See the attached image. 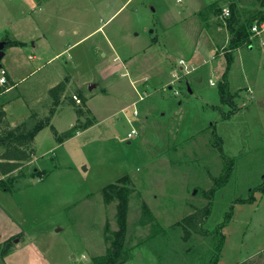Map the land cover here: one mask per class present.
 Here are the masks:
<instances>
[{"label": "rangeland", "instance_id": "1", "mask_svg": "<svg viewBox=\"0 0 264 264\" xmlns=\"http://www.w3.org/2000/svg\"><path fill=\"white\" fill-rule=\"evenodd\" d=\"M224 2L231 15L235 4L239 25L260 8L258 0H0V41L26 42L8 46L1 62L11 76L0 97L11 100L9 120L32 129L53 117L50 89L65 85L56 131H40L32 159L0 176V244L13 249L6 256L0 249V264H94L108 252L106 230L119 229V200L106 202L103 189L125 176L120 264H205L213 236L185 237L184 219L208 205L207 192L225 172L214 131L235 165L205 228L233 205L226 255L256 250L264 190L252 202L235 201L264 179V87L252 91L254 67L245 78L238 72L237 111L223 119L231 109L218 91L228 66ZM181 58L195 69L176 80ZM249 262L264 264V253Z\"/></svg>", "mask_w": 264, "mask_h": 264}, {"label": "trees", "instance_id": "2", "mask_svg": "<svg viewBox=\"0 0 264 264\" xmlns=\"http://www.w3.org/2000/svg\"><path fill=\"white\" fill-rule=\"evenodd\" d=\"M259 1V10L255 14L249 17V19L242 23L241 25L235 27L234 23L236 21L235 14V4L231 5L232 15L227 17L228 28L230 31V43L228 47V66L222 76V80L219 82V95L220 101L224 105H228L231 109L227 113H223V119H228L229 116L235 114L237 107L235 104V95L231 92V82L229 79V73L234 62V54L238 48L243 46H248L252 42V27L254 24L264 23V0ZM217 3H214V5ZM212 6V5H211ZM4 45V50L8 46L20 45L19 41H11L9 39H3L0 41ZM65 90L64 83H60L50 89L53 97V109L51 111L52 115L56 112V108L61 103L62 93ZM5 91L1 89L0 97ZM9 99L0 101V148L3 149V153L0 157V176H5L22 166L24 162L32 159L34 155V139L36 135L44 128L50 127L53 131L54 126L51 124L52 117L46 118V120L41 121L32 129H27L25 125L21 127H12L7 119L6 111L4 110V104ZM74 133H67V136H71ZM214 138L218 141V147L220 152L226 161V169L221 177L215 180L211 189L207 192L210 202L208 205L201 210L199 213H194L189 215L184 219V223L187 225L185 227V237H189L193 232L199 234H209L213 236L211 252L203 257L204 263L206 264H218L221 256L222 250L226 240V234L224 228L229 224L233 217V205L230 211L224 214V219L218 223L211 231L205 228L206 220L210 217L212 212V201L214 199L215 193L222 187H224L230 180L231 175L234 170L235 159L224 153L223 143L221 137L213 132ZM128 179V176L123 177L117 183L108 185L103 189L104 199L106 202H111L113 200H119L117 205V222L119 224V229L117 231H112L109 228L106 230V241L109 243L108 252L105 255L95 257L94 264H120V257L123 251H125V232L127 227V213L129 209V186L127 183L123 182ZM2 180V179H0ZM6 190L8 187L4 186ZM264 190V179L263 182L250 191V196L248 198L237 199L236 203H248L254 201V192ZM144 213L147 215H152L151 210L144 205ZM5 242L0 244V249L2 256L8 255L13 249ZM201 261L200 263H202ZM240 264H250L249 261Z\"/></svg>", "mask_w": 264, "mask_h": 264}, {"label": "crops", "instance_id": "3", "mask_svg": "<svg viewBox=\"0 0 264 264\" xmlns=\"http://www.w3.org/2000/svg\"><path fill=\"white\" fill-rule=\"evenodd\" d=\"M237 2V1H236ZM254 2L256 3V0H254ZM229 4L227 2H224L221 4V7H227ZM223 7V8H224ZM240 8V5L238 4L236 9H239ZM200 10V9H199ZM235 12V11H234ZM226 18V17H224ZM241 19L240 17H237L234 25L235 27L239 26V24L241 23ZM225 24V23H224ZM264 24V23H263ZM223 29V28H222ZM225 29L227 31V34H225L226 36V43L225 45L229 44L230 43V31H229V28L227 25H225ZM11 41H19V40H15V39H9ZM261 40H264V32L262 33L261 37H255L252 42L248 45V46H243L241 48H238L234 54V65H233V68L231 67V70H230V82H231V88L233 87V77L237 75V73L239 72V76L240 78L244 77V72H250L249 71V68H252L254 67L253 69V73L251 75V87H252V91L255 92V90L257 89V87H261L263 86L264 87V66L262 65V60H264V46L261 45ZM21 44L20 45H15L16 47H20V48H24L25 45H26V42L25 41H19ZM30 42H31V47L33 49L36 48V40L34 38H30ZM14 46V45H13ZM12 46V47H13ZM5 55H6V49H5ZM4 55V57H5ZM238 58H241L240 61H242V58H244V63L245 64V68L242 69H238L239 68V65H238V62H240L238 60ZM3 60V59H2ZM261 61L260 62V65H258V61ZM254 61V62H253ZM248 65L249 68H248ZM257 65V66H256ZM252 66V67H251ZM247 67V68H246ZM2 68H4L6 71H7V82L9 83V81L11 80V76L8 72V70L2 66ZM6 86V84L4 85ZM15 86V83H12L9 85V88L6 89V92L7 90H10L11 88H13ZM52 88V87H51ZM4 93V92H3ZM11 100L9 99L5 104H4V110L6 111V116H7V119L10 123V125L12 127H17L19 126L20 124H15L14 122L10 121L9 120V116H8V113H7V107L9 106ZM254 104V100L252 101V104ZM250 105V106H251ZM250 106H248L247 108H249ZM62 111V106L61 104L58 106L54 116L52 117V120H51V124L54 126V119H55V116L58 115L60 112ZM55 127V126H54ZM47 128H50V127H47ZM56 128V127H55ZM45 129V128H44ZM51 129V128H50ZM42 131V130H41ZM37 136V135H36ZM36 138V137H35ZM35 145V139H34V144ZM34 147V146H33ZM2 149V148H1ZM35 149V147H34ZM3 153V149H2V152L0 153V157ZM227 226L224 228V232L226 230ZM228 238L226 236V240H225V244H224V247H223V250H222V256L218 262V264H240V263H243V262H246V261H251L252 259H254L256 256H258L259 254H262L264 253V240H260L258 241V246L256 248V250L252 251V252H248L245 256H243V251L241 250L238 258H230L226 255V251H227V248H228ZM136 251V250H134ZM133 251V252H134Z\"/></svg>", "mask_w": 264, "mask_h": 264}, {"label": "built area", "instance_id": "4", "mask_svg": "<svg viewBox=\"0 0 264 264\" xmlns=\"http://www.w3.org/2000/svg\"><path fill=\"white\" fill-rule=\"evenodd\" d=\"M231 15V11L228 7H225L223 9V17H229ZM252 39L255 37H261L262 33L264 32V24H254L252 27ZM261 45L264 46V40H261ZM179 68L181 70V74L179 73H173L172 76L174 79L179 80L181 75L189 74L195 69L194 62L188 63L186 59H179ZM7 71L4 68H0V87L2 88L7 83ZM214 84V83H212ZM134 114H137V110L134 111ZM136 133L135 129H132L131 132L128 134V138L133 137V135Z\"/></svg>", "mask_w": 264, "mask_h": 264}, {"label": "water", "instance_id": "5", "mask_svg": "<svg viewBox=\"0 0 264 264\" xmlns=\"http://www.w3.org/2000/svg\"><path fill=\"white\" fill-rule=\"evenodd\" d=\"M3 47H4L3 43L0 42V68L2 67L1 62H2V59L4 58V55H5V50ZM94 87H95V84H92V85H90L89 89H93ZM0 91H1V87H0Z\"/></svg>", "mask_w": 264, "mask_h": 264}]
</instances>
